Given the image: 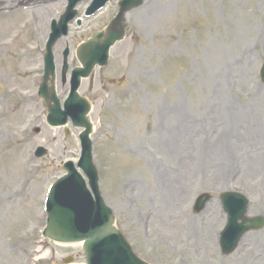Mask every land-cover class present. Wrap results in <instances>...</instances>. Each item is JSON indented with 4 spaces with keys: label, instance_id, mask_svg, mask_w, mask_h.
Wrapping results in <instances>:
<instances>
[{
    "label": "rangeland",
    "instance_id": "obj_1",
    "mask_svg": "<svg viewBox=\"0 0 264 264\" xmlns=\"http://www.w3.org/2000/svg\"><path fill=\"white\" fill-rule=\"evenodd\" d=\"M151 1L162 12L145 18ZM41 2L0 14V264H62L68 256L85 261L80 245H57L40 235L45 190L62 174V162L80 152V129L70 123L66 134L48 126L37 96L51 19L66 7V0ZM117 2L70 26L54 47L58 74L65 47L76 65V47L108 23ZM89 3L80 2L78 11ZM263 62L264 0H145L130 12L127 37L112 48L109 64L96 68L92 89L82 81L80 94L92 100L103 197L148 263L249 264L253 252L264 250V227L248 232L229 254L217 234L227 222L220 201L225 191L245 194L250 216L264 215V174L251 168L264 158ZM56 84L64 100L60 75ZM233 143L242 145L224 157L218 153ZM39 145L48 153L37 159ZM172 178L177 195L163 198ZM222 179L230 181L220 187ZM205 192L213 198L195 212ZM215 218L221 222L213 224ZM244 244L243 262L238 249Z\"/></svg>",
    "mask_w": 264,
    "mask_h": 264
},
{
    "label": "water",
    "instance_id": "obj_2",
    "mask_svg": "<svg viewBox=\"0 0 264 264\" xmlns=\"http://www.w3.org/2000/svg\"><path fill=\"white\" fill-rule=\"evenodd\" d=\"M100 0H97L94 2V4L91 6V9L99 2ZM77 2V1H76ZM74 2L69 7L67 13L62 17V21L59 25L56 26L55 31L51 35V38L47 45V68L46 73L44 76L43 84L41 85L42 91L41 96L44 98L48 108H49V119L55 122L56 124H63L66 122V118L70 115L72 116L75 125L78 126H84L86 129L82 133V143L84 147V156L81 160L80 164L85 169L87 174L90 177L91 184L93 188L95 189L97 200L96 203V209L94 210L100 212L101 214L107 215L108 217V223L105 226H101L98 230L90 231L85 243V251H86V257L89 260L90 259V247L94 243H99L101 240H104L110 236H114L115 233H118L117 229L112 225L114 222V217L112 214V211L108 209L104 203L102 196L99 192L98 185H97V172L96 168L92 162V156H91V142L89 139V134L91 132V124L89 123L86 114L89 111V104H86L82 98L77 93V88L80 85V81L82 77H87L92 72L93 68L96 64H99L101 66H104L108 63V57H109V50L112 45L118 40H121L124 37L125 34V27H126V21H125V13L130 10L131 8L139 6L143 0H122L120 3V13L118 16L110 23L109 27L105 31L97 32L93 35V37L88 40L87 42L81 44L78 48V59L80 60L82 66L78 67L74 71V86H73V92L71 94V97L66 102V110L62 111L60 108V102L59 99L56 97L55 89H54V78H55V67L53 62V53H52V47L53 44L56 42V40L62 35L67 33V20L71 19L75 15V10H71L73 5L76 4ZM262 77L264 80V67L262 69ZM51 81L52 86H48V81ZM224 198L226 201L230 198L238 199V197L232 195L228 197L227 194L224 195ZM206 199V196L199 199L198 204L203 205V201ZM241 201L245 202L244 200L240 199ZM228 205H230L228 203ZM244 205V204H242ZM61 206H54L53 207V213L54 217L60 218L62 215L59 210L61 209ZM245 206L240 207L238 210L232 209V206L230 205V219L229 224L227 226V229L224 233L226 237H228L227 240L230 239V241L227 243L226 238L224 240V246L225 251L230 252L232 249H234V246H236V241L239 239L241 234L246 231L249 227L252 225H259L260 219H256V221H249L244 219V212H245ZM236 209V208H235ZM71 214L65 215L66 221L71 222ZM52 217L53 221H55V218ZM243 218L245 221L242 222V225H239L237 223L238 219ZM54 222L49 227V232L51 234L55 235H64L67 234V231H61L54 228ZM230 231V232H229ZM229 235V236H227ZM122 239L125 241V239L122 237ZM126 242V241H125ZM226 242V243H225ZM236 242V243H235ZM127 243V242H126ZM114 245V244H113ZM109 246V245H107ZM233 246V247H232ZM114 247V246H113ZM111 247V250L114 248ZM109 254V253H108ZM123 252H117L116 255H106L105 256V262L107 263L111 259V264H116L115 260H120L124 264H146L145 262L139 260V259H123ZM112 257L109 259V257ZM116 257V258H115ZM115 259V260H114ZM123 259V260H122ZM137 261V262H136Z\"/></svg>",
    "mask_w": 264,
    "mask_h": 264
},
{
    "label": "bare ground",
    "instance_id": "obj_3",
    "mask_svg": "<svg viewBox=\"0 0 264 264\" xmlns=\"http://www.w3.org/2000/svg\"><path fill=\"white\" fill-rule=\"evenodd\" d=\"M156 5H154L153 3H152V1L150 2V4L148 5L147 4V6H145L144 7V16H145V18H149V16H151V17H153V15H160L161 14V12H162V9L161 8H156L155 7ZM164 10V9H163ZM130 15V14H129ZM176 109V111H178L179 110V107H176L175 108ZM182 128H184V132H185V130H186V124L185 123H182ZM181 129V128H180ZM182 131V130H181ZM170 132H172V131H170L169 130V133ZM240 138H242V137H240ZM237 142V141H236ZM233 144H235V145H233ZM233 144H230V146H227L226 148H224V149H219L218 150V153H220L223 157L225 156V155H229L230 153H234L235 151L234 150H236L238 147H237V145L239 146V145H242V144H237V143H233ZM169 147H171V144L170 145H168ZM263 152H261L260 154H262ZM259 154V155H260ZM221 164V163H220ZM220 164H218L217 166H219ZM251 168L253 169V168H257V170H258V172L261 174H264V158H262L261 159V161H259V164L257 163V162H255V163H253L252 165H251ZM219 178V177H218ZM241 178V180H242V182H243V184H247L248 186H251L250 184H248V183H250V180H249V177H246V176H244L243 177V173H242V176L240 177ZM226 181V182H225ZM228 181H230V180H228V179H222V181L220 182V181H216V183L220 186V187H224L226 184H227V182ZM263 181H264V179L262 180V188L264 187V183H263ZM177 184H178V182H177V180L176 179H174V178H172L171 179V184H168V187L169 188H166V190H163V192H162V195L161 196H163V198H170L169 196H171V195H177V193H174V190H175V187H177ZM164 203H166V204H168L167 203V200L166 199H164ZM221 222V220H217L216 218L214 219V222H213V224H219ZM251 243L252 244H258L259 243V241H257V242H255V238H253L252 237V239H251ZM251 247H255V246H252L251 245ZM264 247V246H263ZM244 253V254H243ZM243 253H241V254H243L244 256H243V258L241 259L242 261L243 260H245L246 258H247V252L245 251H243ZM254 253H256V254H258L259 255V257L256 259L257 260V262L255 263L254 261H249L250 262V264H264V250H262V251H257V252H253L252 254H254ZM242 257V256H241Z\"/></svg>",
    "mask_w": 264,
    "mask_h": 264
}]
</instances>
